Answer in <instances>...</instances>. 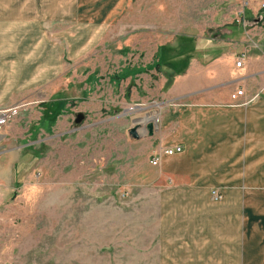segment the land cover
I'll return each instance as SVG.
<instances>
[{
    "label": "rangeland",
    "instance_id": "374dc122",
    "mask_svg": "<svg viewBox=\"0 0 264 264\" xmlns=\"http://www.w3.org/2000/svg\"><path fill=\"white\" fill-rule=\"evenodd\" d=\"M79 4L70 0L69 22L61 7L40 21L56 46L55 80L4 128L15 157L1 193L0 264L148 263L160 193L145 146L127 135L126 77L150 76L141 84L155 94L154 76H174L178 54L208 41L264 54V0H136L106 23L93 10L82 18Z\"/></svg>",
    "mask_w": 264,
    "mask_h": 264
},
{
    "label": "crops",
    "instance_id": "0c3cea01",
    "mask_svg": "<svg viewBox=\"0 0 264 264\" xmlns=\"http://www.w3.org/2000/svg\"><path fill=\"white\" fill-rule=\"evenodd\" d=\"M135 1L80 0V15L93 10L97 20L118 22ZM69 4L0 0V107L15 105L55 80L56 46L39 25L45 17L60 16V7L69 22ZM173 75L154 76L155 94L147 80L141 84L150 76L125 79L131 92L128 128L154 125L151 137L132 141L145 146L150 160L159 155L156 166L145 161L149 186L160 193L159 244L146 264H264V54L198 43L192 55L178 54ZM167 77L171 84L164 90ZM237 91L242 95L232 99ZM5 129L0 201L15 157L9 147L13 136ZM176 146L183 151L162 154Z\"/></svg>",
    "mask_w": 264,
    "mask_h": 264
},
{
    "label": "built area",
    "instance_id": "2783aa9c",
    "mask_svg": "<svg viewBox=\"0 0 264 264\" xmlns=\"http://www.w3.org/2000/svg\"><path fill=\"white\" fill-rule=\"evenodd\" d=\"M243 56H238L235 61V67L240 69L242 67ZM242 91H237L235 94L231 96L232 99H235L237 96H241ZM24 107L23 104L18 103L15 105L0 107V136L4 130V128L15 118L20 110ZM183 150L180 146H176L173 148L166 149L162 151V154L167 156H172L178 153H181ZM159 160V155L154 156L152 160H150L151 166H156ZM212 198L214 200H219L220 196L216 192H212Z\"/></svg>",
    "mask_w": 264,
    "mask_h": 264
},
{
    "label": "water",
    "instance_id": "95a60500",
    "mask_svg": "<svg viewBox=\"0 0 264 264\" xmlns=\"http://www.w3.org/2000/svg\"><path fill=\"white\" fill-rule=\"evenodd\" d=\"M142 129V133L139 130ZM144 131L146 134H144ZM154 133V125L151 122H148L144 128L140 124H133L131 128L128 129L127 135L131 140L138 141L142 139L144 136L151 137Z\"/></svg>",
    "mask_w": 264,
    "mask_h": 264
},
{
    "label": "trees",
    "instance_id": "16d2710c",
    "mask_svg": "<svg viewBox=\"0 0 264 264\" xmlns=\"http://www.w3.org/2000/svg\"><path fill=\"white\" fill-rule=\"evenodd\" d=\"M171 84V80H169V83L163 88L164 90L168 89Z\"/></svg>",
    "mask_w": 264,
    "mask_h": 264
},
{
    "label": "bare ground",
    "instance_id": "6f19581e",
    "mask_svg": "<svg viewBox=\"0 0 264 264\" xmlns=\"http://www.w3.org/2000/svg\"><path fill=\"white\" fill-rule=\"evenodd\" d=\"M143 123V122H142Z\"/></svg>",
    "mask_w": 264,
    "mask_h": 264
}]
</instances>
